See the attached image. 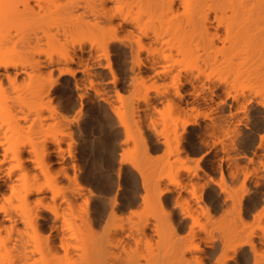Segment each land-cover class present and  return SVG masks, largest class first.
<instances>
[{
    "label": "rangeland",
    "instance_id": "obj_1",
    "mask_svg": "<svg viewBox=\"0 0 264 264\" xmlns=\"http://www.w3.org/2000/svg\"><path fill=\"white\" fill-rule=\"evenodd\" d=\"M58 23H56L58 26L55 25V22L50 24L53 30L51 35L55 31L58 34L59 25L64 28L63 24L65 23L62 25L61 22ZM4 24L5 28L11 24L13 26V23ZM18 24L16 27L7 28L8 30L12 29L9 30L11 33H4L6 32L5 28L0 23V48L11 45V48L15 47L17 51L23 52V57L27 62L30 63L32 60L40 58L48 64V68L44 71V77L42 76L43 82L45 86H50L52 83L49 100L62 118L59 121L48 119L44 130L45 149L47 143L51 142L56 154V160L53 162L56 171L52 174L55 175L56 172L62 171L69 184L75 185L78 175L83 174V166L95 158L98 150L101 151V154L106 153L112 156L119 152L120 159L127 162L125 166L130 165L131 169L139 175L141 191L138 197L135 195L131 199L126 197L124 202L112 207L107 215L95 210L91 193L85 195L79 202H76L75 195L66 196L65 201L68 198L73 199L72 208L68 207L67 202L62 205H55L54 202V214L40 215L35 225L31 223L33 216L16 213L14 215L18 218L19 223L13 236L22 235L24 243H27L30 251L38 248L43 253L42 249L48 248L46 244L50 239L58 246L59 250L61 249V240L58 235L61 234L70 243L72 251L78 253L85 247L93 246L95 242L105 243L106 235L117 231L118 238L126 241L124 244L126 252L138 249L150 260L151 264H192L193 260L197 264H204L205 260L213 258L214 264H230L231 261L237 260L241 251L238 250L237 245L240 243L242 229L246 223H251V221L237 220L236 216L232 214V206H229L231 185L221 186V190L216 194L212 203H209L205 198L207 187L199 182V176L196 169L193 168L194 158H190L183 148L185 130L180 123L183 125L184 121L179 122L178 119L182 116L180 117L177 109L174 108L175 110L171 109V111H177L178 118L174 115L171 117L170 108L166 109V105L160 104V102L157 103L159 112L146 115V117V112H143L144 107L140 108L142 112L135 108L139 102L137 99L143 96L147 89L154 88L156 93L155 84L157 81L155 84L153 83V80L156 79H152L155 77H153L154 73L146 68L142 69V75H140L143 80L141 78L138 80L139 77L135 78L136 75L133 74L134 54L130 50V46H127L129 40L126 41V44L108 40L107 51L104 50L106 47H103L102 40H97L94 38L95 36L92 37L89 32H84L80 36L75 34V37L71 35L69 40L29 41L21 32L24 30L38 32V27L40 29L41 26H27L20 29ZM8 30L7 32H9ZM8 34H10L9 38L6 36ZM114 47L120 48L125 54L123 64L126 67L123 68V77L117 73L115 61L111 59ZM75 50L78 52V59L75 60L76 63L71 68L73 67L72 69L79 73L74 77L65 76L60 73V69L63 68L60 61L63 62L65 59H63V54L67 55L66 52L72 53ZM102 55L105 56L100 57ZM99 57L102 60L98 59ZM145 57H147V53L142 55V58ZM98 62L103 68H92L93 64ZM221 69L218 68L213 76L223 80L228 79V82L240 92L242 89L249 91L250 88H256L247 77L235 79V76L233 77ZM161 83L164 85L161 80L157 85L161 86ZM221 85L220 89L215 90L216 95L214 94L216 96L214 100L218 103L216 112L218 130L214 133L210 132L209 136L214 144H219L221 160L228 157L233 175L244 174L250 177L254 185H259L260 180L264 178L260 175L261 170L264 169V133L260 131V114L264 108L257 102L247 103L243 109H240V106L233 103L231 99L221 103L225 97L221 90L224 89V85ZM184 86L181 87V92L183 89L182 93L186 95L185 90L188 92L191 88L187 85ZM150 90V96L151 94L155 96L154 91L150 92ZM72 91L77 93L79 101V108L72 118L74 122H70L67 114L61 110L63 94ZM185 97L188 100V96ZM257 100L262 101V97H258ZM129 103L135 104L133 107L134 110L136 109L134 116L125 112ZM138 104L143 105L142 103ZM184 104L181 108L186 110L187 107ZM191 110L189 109L181 115L184 114L186 118H189ZM116 113H120L121 116ZM194 115H196L195 112L190 117H194ZM235 115L239 116L241 122L236 120ZM170 117L173 118L171 121ZM174 119L178 120L176 123L179 124L176 136L175 128L172 129L175 127L176 120L174 121ZM210 125L211 123L205 125L206 131L211 129ZM241 127L245 133L249 134L247 137L248 151L235 156L232 153L238 149L236 133ZM25 139L32 138L27 136ZM0 141H4L1 133ZM173 174L188 176L189 180L187 184L181 181L182 191L176 190L175 195L168 193L169 203L173 205L179 203L182 207L178 211L173 208L171 214L165 217L163 213L167 210V206L165 205L163 209L159 208L155 191L159 185L170 187V185L163 184V181ZM59 190L62 191L63 186H60ZM56 215L59 217V222H57ZM252 217L259 224V216L255 212L252 213ZM53 225L58 226L60 231L53 230ZM120 226L124 229H119ZM181 227L184 231H181ZM201 228L204 229L203 233L199 230ZM6 233L7 231L1 234V239L8 238V233ZM49 244L52 245L51 241ZM194 248L200 249V252L192 256L190 250ZM20 250H22V243ZM38 250H36L38 254L34 255V259H37L36 261L44 260L47 256L44 254L46 256L44 257ZM36 251L34 252L36 253ZM126 252H123V258H126L123 259L125 260L123 264H126ZM243 258L246 264L249 261L250 264H264V248L259 245L250 247ZM49 259L51 260V258ZM78 259L75 256V260ZM45 260L44 262H47ZM42 261L38 262L44 264V262L41 263ZM4 263L6 264V262Z\"/></svg>",
    "mask_w": 264,
    "mask_h": 264
},
{
    "label": "bare ground",
    "instance_id": "obj_2",
    "mask_svg": "<svg viewBox=\"0 0 264 264\" xmlns=\"http://www.w3.org/2000/svg\"><path fill=\"white\" fill-rule=\"evenodd\" d=\"M113 4L119 5V8H112ZM114 11H119L121 14L115 23L111 22ZM144 17L147 19L143 24L139 23ZM0 21L4 28V23L6 25L13 23V26L12 24L6 26L4 33H11L9 30L18 23L20 29L27 26H41L40 29L38 27V32L40 30L42 34L36 30L21 32L29 41L67 40L71 35L75 37V34L80 36L84 32H89L92 37L102 40L103 47H106L103 48L105 51L110 41L124 40L128 37L130 45L128 43L127 46H130L134 54L135 78L139 77L138 80L140 78L143 80L140 75L142 69L146 68L153 71L155 77L152 79H157L153 80L154 84L156 81L158 84L160 80L164 82V85L161 83L162 87L160 84H155L156 93L154 88L152 90L149 88L150 92L154 91L155 96L152 94L150 96L147 89L144 95L137 99L138 103L143 104L142 106L138 103L137 107L134 106L135 104H128L125 112L127 111L131 116H134L136 110L133 107L137 110L144 107L145 117L159 112L157 103L160 102L166 105V109L170 108L168 111L171 117L172 115L177 118L179 115L184 117L178 120L184 121L183 125L181 123L180 125L185 131L187 126L193 125L199 117L205 116L211 123L209 133H214L218 130V116H216L218 103L214 100L216 97L214 94L216 89H220L221 84L224 85V89L221 90L225 96L223 100L219 97L221 103L231 99L243 109L247 103L257 102L264 108V2L262 0H0ZM57 21L61 22V25L65 23L64 28L59 25L61 29L56 27L58 34L55 31V35L54 33L51 35L53 30L50 24L55 22L58 26ZM133 28L136 31H133ZM122 30L123 35H121ZM26 32L28 35L25 34ZM9 35L6 36L9 38ZM144 40H147V43H144ZM20 52L22 51H17L15 47L11 48V45L0 48V83H7L0 92V133L4 140H13V142L23 140L27 136L38 139L40 144L37 148L41 150L45 149L46 121L48 119L59 121L62 118L49 100L52 83L50 86H45L43 82L44 71L48 68V64L40 58L29 63L24 59L23 52ZM66 53L67 55L62 56L65 61H60L63 67L60 73L74 77L79 71L73 70L71 66L76 63L78 52L75 50ZM143 53H147V57L142 58ZM103 56L105 55L100 57ZM165 56L167 60H164ZM100 57L98 59L102 60ZM99 62L94 63L92 68H103ZM181 66L186 71H181ZM218 68L235 76V79L247 77L256 88H250L249 91L242 89L240 92L228 82V79L223 80L213 76ZM201 76L203 79L199 80L197 87V78ZM184 85L191 88L188 92L186 90V95H183V89L181 92V87ZM9 87L14 91L10 93ZM205 92L207 95H204ZM185 96H188V100ZM189 96L192 97L191 106H189ZM201 96L204 104L207 105L206 111L199 107L198 101ZM258 97H262V101L257 100ZM182 104L187 107V111L192 109L190 115L194 112L196 115L194 117L189 115V118L184 114L181 115L186 111L185 108H181ZM25 108L26 111L23 110ZM174 108L178 110L179 115L177 111H171ZM173 112L176 115L172 114ZM116 114L121 116L120 113ZM21 117H27L28 120L21 123ZM235 118L241 122L238 115H235ZM178 120L173 121L175 127L172 129L175 128V136L179 129V124L176 123ZM29 123L30 128L26 127ZM66 202L68 207H73L72 198H68ZM39 217L40 215L33 214L31 223L35 225ZM18 223V218L14 214H11V218L0 215V236L6 231L8 233V238L5 240H3L5 237L3 239L0 237V264H5L4 262L6 264L37 262L38 264V261L43 260L34 259V255L38 254L36 251L38 248L34 250L36 253L30 251L22 235L13 236ZM56 225H53V230L60 231ZM119 229L123 230L124 227L120 226ZM116 233L117 231L106 235L105 243L95 242L93 246L85 247L78 253L72 251L65 236L58 234L61 240V252L48 237L50 240L48 239L46 244L48 245L46 251L43 249V253L41 250L38 251L44 257L47 256L45 259L51 258V260L44 259L47 262L43 260L41 263L123 264V261L125 263L123 259H126L123 258V252L127 250L124 247L126 241L119 239ZM50 241L52 245L49 244ZM21 243L22 250H20ZM8 245L11 247L9 248ZM139 251L135 249L126 252V264H151L150 260ZM75 256L79 259L75 260Z\"/></svg>",
    "mask_w": 264,
    "mask_h": 264
},
{
    "label": "snow or ice",
    "instance_id": "obj_3",
    "mask_svg": "<svg viewBox=\"0 0 264 264\" xmlns=\"http://www.w3.org/2000/svg\"><path fill=\"white\" fill-rule=\"evenodd\" d=\"M111 7L118 9L119 5L113 4ZM120 15L119 11H114L111 22L115 23ZM146 19L147 17H144L139 23L143 24ZM129 23L133 22L129 21ZM133 31L136 29L133 28ZM123 34L122 30L121 35ZM127 39L128 37H125L124 40H118L116 43L126 44ZM144 43H147V40H144ZM124 55L120 48L114 47L112 49L111 59L115 61L116 71L121 77H123V68L126 67L123 64ZM164 60H167L166 56ZM181 71L186 70L181 66ZM202 79V76L197 78V87H199V80ZM5 83H0V92L4 89ZM8 91L11 93L14 90L9 87ZM204 95L207 93L205 92ZM189 101V106H191V96H189ZM198 104L202 110H207L203 96L200 97ZM78 108L77 93L75 91L64 93L61 110L67 114L70 122H74L72 118L76 115ZM23 110L26 111L27 109ZM26 120H28L27 117H21V123ZM208 123H210L208 118L201 116L199 121L194 122L195 126L189 125L183 137V148L190 158H194L193 168L196 169L199 182L207 187L205 198L208 202H213L216 194L221 190V186L231 185L229 206H232V214L236 216L237 220L251 221V223H246L242 229L240 243L237 245L238 250H241L239 258L230 262V264H246L243 257L250 247L259 245L264 248V178L260 180L259 185H254L250 177L244 174L233 175L228 157L221 160L219 144L213 143L209 136L210 129L209 131L205 130V125ZM26 127L30 128L31 124H27ZM260 131L264 133V110L260 114ZM248 135L242 127L239 129L236 133L238 149L232 155L239 156L242 152L248 151ZM39 144L40 141L35 138L17 142H13V140L0 142V215L7 218H11V214L16 213L30 217L33 214L46 216L53 213L54 202L55 205L65 204V197H72L73 195L77 197L76 202H79L89 193H91L95 210L107 215L112 207L124 202L126 197L131 199L134 195L139 196L141 191L140 177L136 171L131 169L130 165L125 166L127 162L120 159L119 152L112 156L106 153L101 154V151L98 150L95 158L83 166V174L78 175L77 182L73 185L64 178L62 171L56 172L55 175L52 174L56 171L53 167V162L56 160L53 144L48 142L46 149L38 150L37 145ZM260 175L264 177V169L261 170ZM188 180V176L173 174L163 181V184L170 185V187L157 186L155 191L157 204L160 209H163L165 205L167 206V210L163 213L165 217L171 214L173 208L178 211L182 207L179 203L175 205L169 203L168 193L175 195L176 190L182 191L181 181L187 184ZM60 186H63L62 191L59 190ZM258 209L259 212H257ZM254 212L259 216V224L253 220L252 213ZM56 219L59 222V217ZM199 230L202 233L204 231L203 228ZM181 231H184L183 227H181ZM199 252L200 249L190 250L192 256L199 254ZM192 264H197V262L193 260ZM204 264H214V258L205 260ZM247 264H250V261Z\"/></svg>",
    "mask_w": 264,
    "mask_h": 264
}]
</instances>
